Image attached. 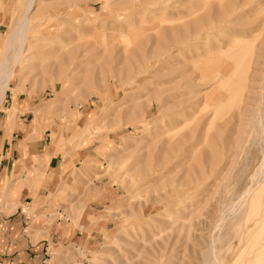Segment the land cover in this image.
Returning <instances> with one entry per match:
<instances>
[{
  "label": "rangeland",
  "instance_id": "rangeland-1",
  "mask_svg": "<svg viewBox=\"0 0 264 264\" xmlns=\"http://www.w3.org/2000/svg\"><path fill=\"white\" fill-rule=\"evenodd\" d=\"M4 57L0 128L65 161L19 210L46 264L264 250V0H0Z\"/></svg>",
  "mask_w": 264,
  "mask_h": 264
},
{
  "label": "crops",
  "instance_id": "crops-1",
  "mask_svg": "<svg viewBox=\"0 0 264 264\" xmlns=\"http://www.w3.org/2000/svg\"><path fill=\"white\" fill-rule=\"evenodd\" d=\"M16 112L13 99L7 119ZM3 127L0 128V207L6 198L11 201L12 208L16 202L18 205L8 218L0 209V264H46L42 252L44 244L36 249L32 240L25 237L22 229L27 217L19 210L22 204H40L46 195L47 178L53 179L49 175L57 174L65 161L51 144L29 141V131L23 130L26 136L16 140L14 124L12 129ZM44 162L47 164L46 173H42ZM38 250L42 253L35 254Z\"/></svg>",
  "mask_w": 264,
  "mask_h": 264
},
{
  "label": "bare ground",
  "instance_id": "bare-ground-1",
  "mask_svg": "<svg viewBox=\"0 0 264 264\" xmlns=\"http://www.w3.org/2000/svg\"><path fill=\"white\" fill-rule=\"evenodd\" d=\"M29 3V2H28ZM32 4V3H31ZM30 5V4H29ZM30 8V7H29ZM28 8V9H29ZM27 18V17H26ZM26 18H25V21H26ZM28 19V18H27ZM21 22V21H20ZM28 22V21H27ZM24 23V22H23ZM28 24V23H27ZM25 25V23H24ZM23 25V26H24ZM21 27V26H20ZM27 27V26H26ZM25 29V28H24ZM19 31V30H18ZM17 29L15 28V30L11 33L10 37H9V42H8V45L14 40L15 36L18 34L16 32H18ZM21 32H24V31H21ZM23 34H27L26 33V29H25V32ZM26 36V35H25ZM17 37V36H16ZM27 38V36H26ZM25 39V38H24ZM16 40V38H15ZM18 42V41H17ZM24 42V41H23ZM7 44V43H6ZM23 44V43H22ZM31 45V44H30ZM23 46V45H22ZM21 45L17 48V50L15 51L16 52V56H15V60H14V63L17 62L18 60H20V56H22V47ZM9 46H7L8 48ZM26 47V46H25ZM29 47V45L27 46ZM15 48V47H14ZM14 53V52H13ZM24 53V52H23ZM7 57V56H6ZM6 57H4V61L2 63V73H0V102L3 100L4 96H5V92H6V89L9 85V81L13 75V72L10 71V72H6L5 69L7 68V65H8V62H7V59ZM13 59V57H12ZM13 63V62H12ZM17 64V63H16ZM227 87V86H226ZM241 97V94L240 92L237 93V96H235L234 98L235 99H239ZM142 251V247L139 248L138 250V253L133 256V257H130L128 259H126L122 264H134L135 263V257L138 258L140 252ZM259 255H257L253 260H250V264H264V258H263V255H264V250L262 249L260 253H258ZM54 255L57 256V251H54ZM136 264H149L147 263L146 261H140L139 263H136ZM152 264H155V263H152Z\"/></svg>",
  "mask_w": 264,
  "mask_h": 264
},
{
  "label": "built area",
  "instance_id": "built-area-1",
  "mask_svg": "<svg viewBox=\"0 0 264 264\" xmlns=\"http://www.w3.org/2000/svg\"><path fill=\"white\" fill-rule=\"evenodd\" d=\"M27 220H28V217H27Z\"/></svg>",
  "mask_w": 264,
  "mask_h": 264
}]
</instances>
